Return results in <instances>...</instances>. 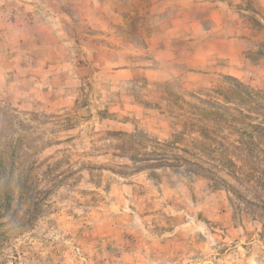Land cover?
<instances>
[{
  "label": "rangeland",
  "instance_id": "obj_1",
  "mask_svg": "<svg viewBox=\"0 0 264 264\" xmlns=\"http://www.w3.org/2000/svg\"><path fill=\"white\" fill-rule=\"evenodd\" d=\"M0 264H264V0H0Z\"/></svg>",
  "mask_w": 264,
  "mask_h": 264
},
{
  "label": "trees",
  "instance_id": "obj_2",
  "mask_svg": "<svg viewBox=\"0 0 264 264\" xmlns=\"http://www.w3.org/2000/svg\"><path fill=\"white\" fill-rule=\"evenodd\" d=\"M247 113H248V111H247ZM245 116H246V117H249V114H245Z\"/></svg>",
  "mask_w": 264,
  "mask_h": 264
}]
</instances>
